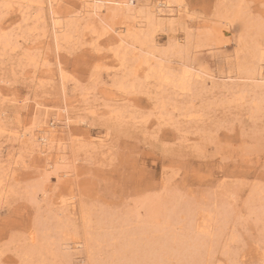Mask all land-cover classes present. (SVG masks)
<instances>
[{"label": "rangeland", "instance_id": "1", "mask_svg": "<svg viewBox=\"0 0 264 264\" xmlns=\"http://www.w3.org/2000/svg\"><path fill=\"white\" fill-rule=\"evenodd\" d=\"M6 1L0 264H186L154 260L159 238L193 248L206 227L198 264H264V0H173L177 16L144 19L149 43L127 64L112 33L86 28L97 18L81 0L56 5L79 25L60 45L49 0ZM135 1L142 16L157 0ZM160 62L199 76L164 86L149 73ZM66 110L71 126L40 153L34 135Z\"/></svg>", "mask_w": 264, "mask_h": 264}, {"label": "bare ground", "instance_id": "2", "mask_svg": "<svg viewBox=\"0 0 264 264\" xmlns=\"http://www.w3.org/2000/svg\"><path fill=\"white\" fill-rule=\"evenodd\" d=\"M5 1L6 0H4V2ZM28 1L30 0L25 1L27 5H28ZM31 1L40 3L42 0H31ZM81 1L83 2V4H85V7H86L84 14H88L90 17L97 18V21L99 20V23H98L95 19L94 20L92 19L90 22L86 24V28L93 29L92 31H95V32L99 30L102 33H112L113 38L116 40V42L119 43L118 44L119 48L116 51V55L117 57L120 58V60H122L121 62L123 64H127L129 63V61H132V58H133L132 51L134 49L140 47V51H141L149 43L148 32L147 31L144 32V29H143L144 24H145L144 19L146 20L147 18L149 25L156 24L155 19L158 18V14H168L169 18L173 20L177 16V13L175 11L178 8V7L175 8L173 4V0H157L156 3L152 4L154 7L153 10L151 11L146 10L145 12L143 11L142 16H138L133 11L135 8L132 6H129V2L133 0H81ZM175 1L177 2L178 0H175ZM58 3H59V0H49L51 25L53 26L55 30L56 43L60 45L59 42L61 39V35L62 36L64 35L65 39H69L71 35H73L74 30L77 29V27L79 28V25L77 24V22H75V20L74 22L70 21V22H67L66 24H63L62 13L59 11V9L56 6ZM134 3H137V2L134 0ZM11 4H12V1H11ZM21 5H24V3ZM40 16H41V13H39V17ZM10 41H11V38L6 35L0 37V44H3L4 46H9ZM260 52H261L260 56L263 57L264 50L262 48H260ZM142 60H141L140 65L143 63L146 64L148 62V59L147 60L142 59ZM150 70L151 72L149 73L154 78H157L158 81L162 85L164 86L172 85L173 87L178 88L183 91L185 89L190 88L195 76H199L198 74L194 73L193 65L191 64L190 65L185 64L183 69L179 73L172 72L166 65H164L161 62L159 64H156V66L150 67ZM130 71H131L130 75L132 76V78H134L135 81H137L139 79L138 68L134 67V69ZM259 73L261 77H264V72L261 71ZM131 84H132V87L135 86V83H131ZM67 113L68 111L66 110L67 119L65 120V122L63 119H58L56 122L57 125H55L54 127H52L50 124L41 125L39 127V130H38L39 137L34 135L35 137L34 141L41 142L40 153L50 154V151L55 145V142H57L56 133L59 131L62 132L64 130L63 128L69 129V127L72 124L71 122L72 120H71V117L67 116ZM23 136L27 140L28 135L23 133ZM34 137L32 136L31 138H34ZM170 222H168L169 227L171 224ZM210 232L211 231L208 230V227L202 229L198 233V235L195 236L192 240L193 248H189L186 246V242L184 241V239L179 238L176 235V233L170 230V232L166 233L165 236L159 238L160 239L159 244H158L159 248L155 252L152 253L153 254L152 257L154 258V260L159 261L163 258L162 256L165 253H168V252L172 253V252L179 251L180 254L191 256L190 258L188 257L189 259H186L187 261L186 264H198L200 261V258L198 256L200 255L199 253L200 247H202V244L205 243L206 236L209 235ZM215 234L217 233H214V235L212 236H215Z\"/></svg>", "mask_w": 264, "mask_h": 264}]
</instances>
